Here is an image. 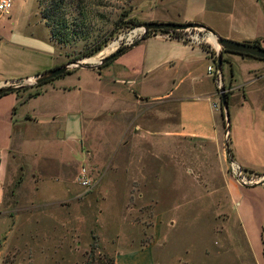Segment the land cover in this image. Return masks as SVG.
<instances>
[{"label": "rangeland", "instance_id": "obj_1", "mask_svg": "<svg viewBox=\"0 0 264 264\" xmlns=\"http://www.w3.org/2000/svg\"><path fill=\"white\" fill-rule=\"evenodd\" d=\"M12 1L56 29L53 42L61 50L62 64L96 46L100 51L90 57L98 61L112 53L116 38L139 27L130 19L146 20L157 3ZM164 2L187 13L205 2L211 8L233 4L234 14L264 25V0ZM209 13L213 21L219 19ZM106 49L110 52L104 53ZM105 66L73 69L38 86H25L8 109L0 104V183L9 144L22 168L2 185L0 264H111L107 259L115 251L145 245L153 248L156 264H255L227 192L232 176L228 159L219 156L226 146L224 128L218 145L178 136L162 139L167 122L176 128V104L142 101L137 107L127 94L132 86L114 85ZM222 68L227 86L225 61ZM242 69L238 64L233 69L238 82ZM62 84L72 87L70 98L51 89ZM34 93L39 94L28 97ZM216 104L220 109L219 100ZM87 107L97 119L93 128H85L82 147L59 137L66 116ZM166 110L172 114L167 116ZM81 167L89 172L87 187L78 180ZM31 173L39 176L36 191ZM53 197L64 199L43 200ZM258 237L262 239L260 233Z\"/></svg>", "mask_w": 264, "mask_h": 264}, {"label": "crops", "instance_id": "obj_2", "mask_svg": "<svg viewBox=\"0 0 264 264\" xmlns=\"http://www.w3.org/2000/svg\"><path fill=\"white\" fill-rule=\"evenodd\" d=\"M156 2L149 17L141 22L199 23L225 39L238 42L260 40V46L264 48V25L254 20L252 22L244 15L240 17L234 14L233 4L211 8L205 2L197 5L195 13H187L164 0ZM18 8L17 3L12 1L9 16L0 15V85L26 82L37 74L61 65L63 60L61 50L51 39L45 23L37 15L31 17ZM206 13L219 19L213 21ZM205 46L207 49L203 45H189L179 38L168 37L167 33L156 32L111 60L105 66V76L114 85L132 86L131 93L127 94L137 107L142 101L176 104V128L173 122H167L162 139L178 136L189 141H208L218 145L220 128H224L222 137L226 139V146L224 154L219 155L220 160L226 161L227 158L228 163L233 161L248 172L263 174L264 60L220 51L212 42L205 43ZM209 52L221 54V82L227 93L229 122L223 120L221 105L220 109L217 108L219 91L214 78L207 72L212 62ZM224 61L230 70L227 86L222 73ZM237 64L243 66L239 71L243 76L242 82H238L234 74L233 69ZM51 89L64 98H70L73 94L70 93L72 87L65 84L52 86ZM16 93L1 96L0 104L8 109ZM72 113L73 116H66L59 137L79 141L82 147L84 130L93 128L97 117L88 107ZM165 114L168 116L172 112L166 110ZM226 147L230 154H227ZM9 148L10 144L2 171L0 201L2 185L12 182L22 170ZM22 167L26 168L25 165ZM30 178L36 191L39 176L31 173ZM227 192L232 201L234 217L255 264H264V244L261 242L264 238V185L241 187L228 177ZM63 199L53 197L43 200L50 203ZM113 259L115 264H156L153 248L149 245L115 251Z\"/></svg>", "mask_w": 264, "mask_h": 264}, {"label": "water", "instance_id": "obj_3", "mask_svg": "<svg viewBox=\"0 0 264 264\" xmlns=\"http://www.w3.org/2000/svg\"><path fill=\"white\" fill-rule=\"evenodd\" d=\"M139 28L141 29V36L133 43L123 46L125 50L130 49L131 47L137 45L142 39L147 31H183L187 29H201L209 34L210 37H213L215 43L217 44L219 50H227L234 53L246 54L254 58L264 60V48L260 45L252 44L250 42H238L229 39L222 38L218 36L210 28L199 24V23H174V22H143ZM120 54V51H114L104 57H102L96 64H91L85 61L86 58H80L76 60H71L68 63L59 65L55 68L44 71L40 74L35 75L32 79L26 81L22 85H12L10 83H3L0 85V96L13 93L15 91L21 90L25 86L37 85L42 82L54 79L65 74L67 71L79 68H95V66L108 63L109 61L115 59ZM221 54H217L216 68L221 74ZM219 96L222 110L224 112V119L226 122H229V113H228V101L227 95L224 86L222 85L219 88Z\"/></svg>", "mask_w": 264, "mask_h": 264}, {"label": "built area", "instance_id": "obj_4", "mask_svg": "<svg viewBox=\"0 0 264 264\" xmlns=\"http://www.w3.org/2000/svg\"><path fill=\"white\" fill-rule=\"evenodd\" d=\"M11 6V0H0V14H8ZM126 36L127 37L123 36L122 38L118 37L114 40L118 41L119 45L113 51H115L120 45H122L123 47L135 42L141 36V29L139 27H136L133 30L129 31ZM167 36L170 37L172 36V34L169 32L167 33ZM179 39L189 45H205V43L210 42L209 34L201 29L196 28L183 30ZM211 59L214 67L208 66L207 72L214 78L217 89L219 90L221 86V74L218 72L215 64L217 60V54H211ZM228 169L232 178L239 185H242L244 187L264 185V173L255 174L248 172L233 161L228 163ZM78 180L84 187H87L90 184L89 172L84 167L80 168Z\"/></svg>", "mask_w": 264, "mask_h": 264}, {"label": "trees", "instance_id": "obj_5", "mask_svg": "<svg viewBox=\"0 0 264 264\" xmlns=\"http://www.w3.org/2000/svg\"><path fill=\"white\" fill-rule=\"evenodd\" d=\"M130 22H131V25L132 26H140L143 22H141V21H139V20H137V19H130ZM46 26L48 27V24L46 23ZM49 28V27H48ZM49 31H50V37H51V39L52 40H55V39H57L58 38V32L56 31V29H54L53 27H51L50 29H49ZM157 31H147L146 33H145V35L143 36V39H145V38H147L148 36H150L151 34H153V33H156ZM162 33H171L172 34V36L173 37H176V38H179L180 37V35H181V33H182V31H167V30H165V31H161ZM142 39V40H143ZM250 43H252V44H256V45H260V40H254V41H252V42H250ZM203 47L204 48H206V46L205 45H203ZM100 49H101V46H96L95 48H93V49H91L90 51H87V52H84L83 54H81L80 56H77V57H75V58H73L72 60H76V59H80V58H85V57H90V56H93V55H95L97 52H99L100 51ZM207 49V48H206ZM117 51H120V54L121 53H123L124 51H125V49H124V47H120ZM222 51H226V52H231V51H227V50H222ZM210 54H213V52H209ZM237 54H239V53H237ZM239 55H242V56H249V55H246V54H239ZM249 57H251V56H249ZM222 60V59H221ZM110 62V61H109ZM108 62V63H109ZM108 63H105V64H101V65H98L97 67H96V69H101L102 67H104L105 65H107ZM74 70H70V71H67L65 74H69L70 72H73ZM64 75V74H63ZM62 76V75H61ZM60 77V76H59ZM52 80V79H51ZM49 81V80H48ZM47 82V81H46ZM43 83H45V82H42V83H40V84H43ZM40 84H37V85H34V86H38V85H40ZM15 92H20V90H18V91H15ZM35 95H37V93H34V94H28V97H33V96H35ZM226 95H227V93H226ZM3 96V95H2ZM1 97V96H0ZM221 105V104H220ZM226 152H227V154H230V150L228 149V147H226ZM111 264H114V260H113V258H108L107 259Z\"/></svg>", "mask_w": 264, "mask_h": 264}, {"label": "bare ground", "instance_id": "obj_6", "mask_svg": "<svg viewBox=\"0 0 264 264\" xmlns=\"http://www.w3.org/2000/svg\"><path fill=\"white\" fill-rule=\"evenodd\" d=\"M119 38H120V36H119ZM121 38H122V37H121ZM209 41L212 42L216 47H218L217 44L215 43V40H214L213 37H210V36H209ZM116 44L119 45V42L116 41V42H115V45H116ZM112 48H113V47H112ZM109 52H110L109 49H106V50L104 51V53H109ZM85 61H87L88 63H96V61H98V58H97V57H94V58H93V57H90V58H86Z\"/></svg>", "mask_w": 264, "mask_h": 264}]
</instances>
